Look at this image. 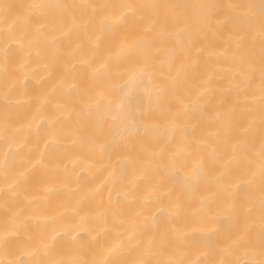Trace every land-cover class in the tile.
Masks as SVG:
<instances>
[{"label":"bare ground","instance_id":"bare-ground-1","mask_svg":"<svg viewBox=\"0 0 264 264\" xmlns=\"http://www.w3.org/2000/svg\"><path fill=\"white\" fill-rule=\"evenodd\" d=\"M0 264H264V0H0Z\"/></svg>","mask_w":264,"mask_h":264}]
</instances>
